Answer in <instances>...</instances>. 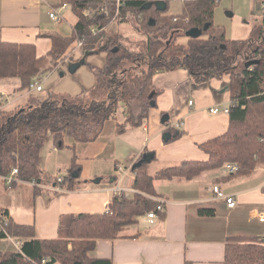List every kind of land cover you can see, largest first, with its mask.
<instances>
[{"label": "trees", "instance_id": "obj_1", "mask_svg": "<svg viewBox=\"0 0 264 264\" xmlns=\"http://www.w3.org/2000/svg\"><path fill=\"white\" fill-rule=\"evenodd\" d=\"M66 2L79 20L68 34L61 31L41 34L52 41L46 55L38 56L32 42L0 40V80L16 79V91H29L32 83L53 70L59 60L63 63L66 52L79 40L83 41L80 48L84 55L104 52L106 62L101 67L89 63L96 83L78 96L58 94L52 87L45 95L31 93L26 104L16 110L0 109V174L9 176L16 168L21 180L7 183L1 179L0 186L11 189L33 181L35 185L31 186L37 194L44 189L43 182L54 184L57 190L75 189L80 176L74 174L81 172L77 146L96 141L107 122L116 118L121 105L126 106L127 113L123 122L116 123V133L142 126L151 108L157 105L160 90L154 88L153 77L159 71L185 69L197 85L230 76V124L223 135L201 145L208 160H185L163 167L154 175L147 163L140 164L134 168L132 192H116L107 211L62 215L59 236L55 238H37L34 225L15 222L9 211L0 206V240L13 238L20 242L17 251H0V264H112L111 259L95 258L90 253L99 240L137 236L126 234V230L156 210L160 203L164 205L157 199L160 195L155 180L193 179L229 164L238 167L231 176L243 177L264 165V28L248 39H228L214 24L215 0H185L182 12L177 15L168 14L169 3L163 9L155 5L144 7L151 2L148 0H125L117 9L113 0ZM100 7H107L109 15L96 11L93 17H88L84 13L86 9L100 10ZM117 18L118 22L134 19L135 31L146 36L141 51L126 44L128 39L124 35H106V28ZM194 27L203 29L202 36L189 38L185 45L176 42L175 36H186ZM162 34L172 35V40H166ZM252 59L260 62L246 67L245 63ZM136 103L140 108L136 106L134 110ZM168 131L171 135L168 142L186 133L175 126ZM67 139L71 140L74 152L69 173L47 176L41 168L45 144L52 140L62 149L69 146ZM214 214L211 208L199 209L201 216ZM225 243L224 264H264L263 238L228 236Z\"/></svg>", "mask_w": 264, "mask_h": 264}, {"label": "crops", "instance_id": "obj_2", "mask_svg": "<svg viewBox=\"0 0 264 264\" xmlns=\"http://www.w3.org/2000/svg\"><path fill=\"white\" fill-rule=\"evenodd\" d=\"M66 1L0 0V40L32 42L36 44L38 56L46 55L52 48V41L41 34L50 31L68 34L79 20ZM162 1L171 6L168 14L177 15L182 11L185 0ZM53 10L63 15L61 23L56 24L51 19ZM96 10L86 9L84 13L93 17ZM263 18L264 0H219L214 24L228 39L243 40L264 28ZM113 29L121 35L125 33L131 45L146 38L138 34L130 23L116 20L107 27L106 35L110 36L108 33ZM184 37V42L190 38ZM128 40L125 43L130 45ZM75 52L73 55L66 53L60 68L40 76L44 80L43 86L55 73L61 84L89 63L97 66L96 60L100 55L103 64L106 62L104 52L91 55H84L81 49ZM57 78L52 81L57 82ZM95 83L96 78L94 83L84 82V85L90 89ZM229 83L228 75L197 85L185 69L157 72L153 77L154 88L160 90L157 105L151 108L142 126L117 134L116 123L124 121V114V118L115 124H111L112 120L107 122L96 141L77 146L81 172L74 174V177L80 176L76 179L75 189L62 188L61 191L51 184L37 194L30 185H17L0 190V206L9 211L15 222L34 225L37 238H55L59 236L62 215L107 211L117 186L122 190H134V167L145 153H154L153 159L147 163L153 175L163 167L178 165L185 160H208L209 156L201 145L223 135L230 124ZM9 86L0 89L2 110L11 103L9 97L8 101L1 97ZM17 87L18 81L10 87L13 90L11 99L29 97L32 93L30 90L18 92ZM82 90L83 87L75 88L65 93L78 96ZM216 107L220 111L211 113V108ZM125 110L126 106H120L119 111L123 113ZM165 116L168 123L164 122ZM177 121L184 123L180 129L186 133L168 142L164 134L170 133L168 128ZM66 145L69 146L57 148L52 140L45 144L41 168L47 176H66L69 173L74 152L70 148L71 140ZM228 166L203 172L193 179L155 180V188L160 195L157 199L164 202L163 216L160 214L153 222L145 216L128 228L126 234L137 235L134 238L99 240L90 255L111 259L112 264H224L228 236L264 238V222L252 216L254 209L264 213V165L243 177L231 176L233 172ZM214 186H219L227 195H235L236 205L229 207L226 200L215 199ZM201 208L213 209L214 216L199 215ZM16 242L13 238L0 240V251H17L19 246Z\"/></svg>", "mask_w": 264, "mask_h": 264}, {"label": "rangeland", "instance_id": "obj_3", "mask_svg": "<svg viewBox=\"0 0 264 264\" xmlns=\"http://www.w3.org/2000/svg\"><path fill=\"white\" fill-rule=\"evenodd\" d=\"M102 7H100V9H101ZM118 7L116 6V9H117ZM170 8H171V6H170ZM96 11H98V10H96ZM107 11H108V13H110V10L107 8ZM182 12V11H181ZM180 12V13H181ZM119 15V12L118 11H116V16H118ZM116 20H118V18L116 19ZM116 20H114V21H116ZM124 22H126V23H130L131 24V26L134 28V26L136 25L135 24V21H134V19H132V18H129L128 20H124ZM113 23V22H112ZM111 23V24H112ZM110 24V25H111ZM109 25V26H110ZM108 26V27H109ZM131 28V27H130ZM107 29V28H106ZM135 30V29H134ZM118 33V31L117 30H114L113 29V31L112 32H110L109 31V33H108V35H110V36H113V35H119V34H117ZM124 35H126L125 33H124ZM142 35V34H141ZM162 36H164L165 37V39L166 40H172L171 38H172V35H167V34H162ZM181 37V38H180ZM179 38H180V40H179ZM146 39V38H145ZM175 39H176V42L177 43H179V44H181V43H183L184 45L185 44H187V42H188V40L186 41V42H184L185 41V37L184 36H175ZM144 40V39H143ZM77 43V42H76ZM76 43H74L73 45L75 46V48L74 49H72L71 50V48L66 52L67 53V55H73V53L74 54H76L77 52H75V50H78V49H81V48H79L78 46H77V44ZM128 43H129V40H128ZM130 45V47L132 48V49H134L135 51H141L142 50V46H143V43H142V40H138V41H136L134 44H132L131 45V43H129ZM96 64H97V66H99V67H101V66H103L104 64H103V62H102V57H101V55L97 58V60H96ZM61 65H62V60H59L58 62H57V65L53 68V69H58V68H60L61 67ZM56 79L57 78V73H55L54 75H53V77L51 76V78L44 84V91L43 92H32V94H34V95H36V94H39V95H45L46 93H47V91L46 90H48L49 88H52L53 87V89H54V91L55 92H60V93H65V92H67V91H73V90H75V88H81L82 89V87H83V89H87V88H89V87H87L86 85H84V82H86V83H94L95 82V78L96 77H94V73H93V71L90 69V67L89 66H84L81 70H79L75 75H69L68 76V78H67V80H65L64 82H62L61 84H59L60 83V79H58L57 80V82H55V81H52L53 79ZM82 78V79H81ZM17 82V80L16 79H8V80H0V89L1 88H4L6 85H10L6 90H5V94L2 96L1 95V97L4 99V101H8V98L7 97H9V99L11 100V103L10 104H7L6 106H5V110L6 111H13V110H16L17 109V107H19V106H22V105H24V104H26V102H27V99H28V97L27 96H25V97H22V98H17V99H11V97H12V94H13V90H10L11 88V86H13V83H16ZM59 84V85H58ZM230 84V83H229ZM57 85V86H56ZM85 87V88H84ZM87 90H89V89H87ZM31 95V94H30ZM7 99V100H6ZM122 106V105H121ZM136 106H137V103L136 104H134V110L136 109ZM127 113V108H126V110L122 113L121 111H119V109L117 110V112H116V118H114V119H112V121H111V124H115V122H117L118 120H120V119H123L124 118V114H126ZM9 113H7V115H8ZM177 123H180V121H177ZM183 125H184V123H183ZM81 147H83V145H81ZM234 165V164H233ZM22 185H24V184H22ZM30 186H31V184H29ZM51 186V184L50 183H47V182H43L42 183V186L45 188V189H47V187H50ZM4 190V189H6V188H4V187H2V186H0V190ZM62 189V188H61ZM60 189V190H61ZM42 190H44L43 188H42ZM65 190H67V189H65ZM61 191H63V189L61 190ZM153 221H154V219H153Z\"/></svg>", "mask_w": 264, "mask_h": 264}, {"label": "built area", "instance_id": "obj_4", "mask_svg": "<svg viewBox=\"0 0 264 264\" xmlns=\"http://www.w3.org/2000/svg\"><path fill=\"white\" fill-rule=\"evenodd\" d=\"M125 0H115L117 7H119L120 5L124 4ZM216 2L219 0H215ZM99 14H106L109 15L108 11H107V7H102L100 10L97 11ZM50 17L51 19L56 23L59 24L63 21V15H61L58 11H51L50 12ZM92 31H95V29L93 28ZM77 46L80 48L83 45V41L79 40L77 41ZM75 46L73 45V47L71 49H74ZM43 79L42 78H38L34 83H32L31 85V92H40L43 90L44 86H43ZM190 104L193 103V101L189 102ZM220 110L219 108H211L210 112L211 113H218ZM227 111V110H226ZM174 126L178 129H180L183 126V122L180 121V123H175ZM228 169L230 172H235L238 167L236 165H229ZM18 174V169H13L11 174L9 176H3L0 174V181L1 179H5L7 181V183H12L14 181H21L20 177L17 175ZM60 182H62V178L59 179ZM33 185H35V183L32 181ZM129 191H133V190H129ZM213 191H214V198L215 199H224L226 200L227 204L229 207H234L237 203V199L235 195H227L223 192L222 189H220L219 186H214L213 187ZM115 192H128L125 190H122L120 188V186H117L115 188ZM164 212V205L162 203H160L157 206V209L154 211H151L150 213H148V219L153 222V219L157 218L159 216V213H163ZM252 216L257 218L260 222H264V213L260 212L258 209H254ZM3 217V216H2ZM5 219V217H3ZM17 246L20 245V242H16ZM263 243H264V238H263Z\"/></svg>", "mask_w": 264, "mask_h": 264}, {"label": "water", "instance_id": "obj_5", "mask_svg": "<svg viewBox=\"0 0 264 264\" xmlns=\"http://www.w3.org/2000/svg\"><path fill=\"white\" fill-rule=\"evenodd\" d=\"M152 5H156L158 9H163L166 6L164 1L157 0V1H151V2L146 3L144 7L148 8V7L152 6ZM204 28L207 29L208 28V24ZM202 34H203V29L198 28V27H194V28H192V29H190V30H188L186 32V36H188L190 38H198V37L202 36ZM259 62L260 61L257 60V59H252V60L247 61L245 63V65H246V67H250V66H252L254 64H258ZM166 118H167V116L164 117V122H165V120L167 121ZM170 137H171L170 133L164 134V138L166 140H169ZM153 157H154V153L153 152L145 153L143 158L135 165V167L139 166L142 163L150 162L153 159Z\"/></svg>", "mask_w": 264, "mask_h": 264}]
</instances>
